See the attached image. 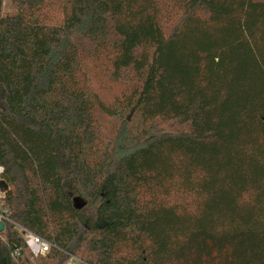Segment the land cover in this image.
I'll return each instance as SVG.
<instances>
[{"label":"trees","instance_id":"1","mask_svg":"<svg viewBox=\"0 0 264 264\" xmlns=\"http://www.w3.org/2000/svg\"><path fill=\"white\" fill-rule=\"evenodd\" d=\"M12 2L0 264H264V0Z\"/></svg>","mask_w":264,"mask_h":264},{"label":"built area","instance_id":"2","mask_svg":"<svg viewBox=\"0 0 264 264\" xmlns=\"http://www.w3.org/2000/svg\"><path fill=\"white\" fill-rule=\"evenodd\" d=\"M2 172H3V167L0 165V174ZM2 195L3 193L0 191V221L3 222L4 224L6 221L10 222L9 219L10 211L7 204L1 200ZM20 230L23 232V235L34 254L44 255L51 249V247H55L54 243L46 241L40 236L35 235L24 228L20 227ZM70 264H74V258L70 260Z\"/></svg>","mask_w":264,"mask_h":264},{"label":"rangeland","instance_id":"3","mask_svg":"<svg viewBox=\"0 0 264 264\" xmlns=\"http://www.w3.org/2000/svg\"><path fill=\"white\" fill-rule=\"evenodd\" d=\"M3 13H14L15 12V5L13 4L12 0H3ZM118 91V89H116ZM34 260V257L32 258Z\"/></svg>","mask_w":264,"mask_h":264},{"label":"water","instance_id":"4","mask_svg":"<svg viewBox=\"0 0 264 264\" xmlns=\"http://www.w3.org/2000/svg\"><path fill=\"white\" fill-rule=\"evenodd\" d=\"M0 187H2L3 189L7 188V186L2 181H0ZM3 228H4V224L3 222L0 221V231H2Z\"/></svg>","mask_w":264,"mask_h":264}]
</instances>
